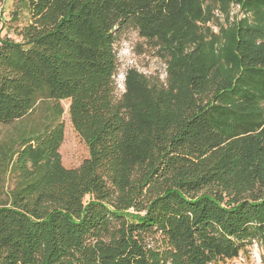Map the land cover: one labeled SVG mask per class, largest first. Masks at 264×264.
Listing matches in <instances>:
<instances>
[{
	"label": "trees",
	"instance_id": "16d2710c",
	"mask_svg": "<svg viewBox=\"0 0 264 264\" xmlns=\"http://www.w3.org/2000/svg\"><path fill=\"white\" fill-rule=\"evenodd\" d=\"M233 1L260 23L236 26L218 58L201 0H13L18 41L0 0V125L50 104L41 132L0 148L17 181L0 204V264H216L264 249V0ZM128 30L165 78L130 69L117 97ZM61 101L88 149L74 169Z\"/></svg>",
	"mask_w": 264,
	"mask_h": 264
},
{
	"label": "rangeland",
	"instance_id": "374dc122",
	"mask_svg": "<svg viewBox=\"0 0 264 264\" xmlns=\"http://www.w3.org/2000/svg\"><path fill=\"white\" fill-rule=\"evenodd\" d=\"M204 9V20L198 23L203 31L202 35L206 42L211 44V51L215 57L222 58L226 48L230 47L229 33L238 25H258L256 18L245 13L240 4L231 0L225 4L218 0H201ZM13 0H6L2 7L3 32L10 39L18 41L14 32L25 24L26 18H13L15 11ZM118 60V72L115 76L117 97L123 92V78L130 69L147 77H158L162 82L165 78V64L156 56L147 43L137 36L133 31H126L115 45ZM228 69V67H226ZM60 107L63 111L59 122L63 124V142L59 149L61 164L66 169H74L88 158L86 143L77 135L71 126L68 116L69 101H61ZM50 104L39 105L35 112L26 119L16 122L11 126L0 125V148L12 147L11 141H16L21 134L41 132L50 121L48 108ZM17 188L15 175L9 170L0 169V204L9 202L10 196ZM216 264H264V249L260 242H252L246 247L239 257L218 262Z\"/></svg>",
	"mask_w": 264,
	"mask_h": 264
}]
</instances>
